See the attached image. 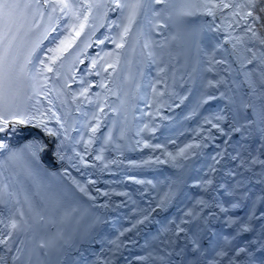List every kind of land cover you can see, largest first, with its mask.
<instances>
[{
  "label": "snow or ice",
  "instance_id": "1",
  "mask_svg": "<svg viewBox=\"0 0 264 264\" xmlns=\"http://www.w3.org/2000/svg\"><path fill=\"white\" fill-rule=\"evenodd\" d=\"M0 264H264V0H0Z\"/></svg>",
  "mask_w": 264,
  "mask_h": 264
},
{
  "label": "bare ground",
  "instance_id": "2",
  "mask_svg": "<svg viewBox=\"0 0 264 264\" xmlns=\"http://www.w3.org/2000/svg\"><path fill=\"white\" fill-rule=\"evenodd\" d=\"M104 31V30H102ZM101 31V32H102ZM103 33V32H102ZM99 35L102 36V34L100 33ZM113 47V45H111L110 43L106 42V47L105 50L111 49ZM99 49L93 47L91 49H89V54L90 55H95V53L98 51ZM81 69H83L84 65L80 66ZM165 114H169V113H165ZM185 127L187 128H195L196 127V122L195 121H187L185 124ZM106 131V129H105ZM178 131H184L183 128L178 129ZM173 133H166L163 131V127L157 131L156 133V137L157 139L153 140V142H159L161 140L164 139V137L166 135H171ZM191 134L189 132H185V136L180 137L179 141L181 144L183 142H187V139H190ZM148 154V150L145 149L143 151H141V149H136L134 151H125L124 155L127 159H131V160H139L142 158V156L147 155ZM115 155L114 153H110L109 156H113ZM127 159L125 160V164L122 166L121 169H115L113 168V172H115L116 174H110V173H105L102 177H101V183L98 185V187L100 188H105V184L103 183L104 180H116V181H123V183L121 185H114L115 187L118 188V190H123V191H129L131 193H133V199L137 200L140 203L141 207L146 206V202L148 199H150V197L148 196H144L143 198L138 194V190L140 192H143V188L140 185H137L134 181L132 180H127L125 179L124 176V169L127 170V175L130 176H136L139 179H151V180H157V179H163V176L170 172L171 169L168 168V166L166 165H160L157 168H155L154 170H149V169H135V168H130L127 165ZM210 162V161H208ZM74 175H78L77 173H74ZM95 178V177H93ZM195 191V190H193ZM117 199H122V198H117ZM100 203L103 202V198H101V200L99 201ZM130 207H125V208H121L119 212L117 213H111L110 216L111 217H116L115 220V224L116 226H128L127 224V220L125 219V216H127L130 212ZM176 213V208L173 207L171 209L170 212L168 213H161L158 216L155 217L156 220H163L166 216H171L172 214ZM159 227V225L156 226V223L153 222L152 224H149L141 233L140 237H137L138 241L140 244H142L144 242V237L154 234L157 230V228ZM108 231L112 232V234H115V230L114 229H108ZM94 248L96 251H99V245H94ZM133 251H137V249H133ZM125 255H128V253L126 252Z\"/></svg>",
  "mask_w": 264,
  "mask_h": 264
},
{
  "label": "rangeland",
  "instance_id": "3",
  "mask_svg": "<svg viewBox=\"0 0 264 264\" xmlns=\"http://www.w3.org/2000/svg\"><path fill=\"white\" fill-rule=\"evenodd\" d=\"M176 114H178L177 112H175V114H173V115H176ZM168 123V122H167ZM167 131H168V129L167 128H165Z\"/></svg>",
  "mask_w": 264,
  "mask_h": 264
}]
</instances>
